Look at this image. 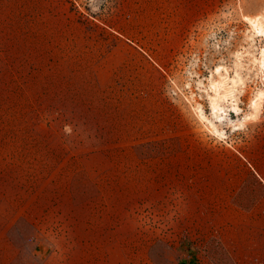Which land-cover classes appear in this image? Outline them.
<instances>
[{
	"label": "rangeland",
	"instance_id": "obj_1",
	"mask_svg": "<svg viewBox=\"0 0 264 264\" xmlns=\"http://www.w3.org/2000/svg\"><path fill=\"white\" fill-rule=\"evenodd\" d=\"M263 9L264 0H0V181L31 180L39 195L33 245L14 264H40L43 245L91 222L166 259L164 243L179 239L200 193L243 177V156L264 160V97L238 128L207 103L223 64L245 81L229 116L250 111L264 36L246 15Z\"/></svg>",
	"mask_w": 264,
	"mask_h": 264
},
{
	"label": "crops",
	"instance_id": "obj_2",
	"mask_svg": "<svg viewBox=\"0 0 264 264\" xmlns=\"http://www.w3.org/2000/svg\"><path fill=\"white\" fill-rule=\"evenodd\" d=\"M243 157V177L226 181L211 197L201 192L186 210L179 239L164 243L170 249L166 259L151 255L149 244L131 247L124 233L115 239L111 224L79 222L72 240L43 245L40 264H264V160ZM17 180L0 181V264L17 263L33 245V207L39 195L31 180ZM177 232L168 230L171 236Z\"/></svg>",
	"mask_w": 264,
	"mask_h": 264
},
{
	"label": "bare ground",
	"instance_id": "obj_3",
	"mask_svg": "<svg viewBox=\"0 0 264 264\" xmlns=\"http://www.w3.org/2000/svg\"><path fill=\"white\" fill-rule=\"evenodd\" d=\"M246 19L249 21L248 23L251 24V27L253 29V33L255 32V33H258L259 35L264 36V13H258L255 15H246ZM241 57H243L242 53L236 54V60H237V66L238 67L242 66ZM253 57H254L253 58L254 65L257 67L258 70H260L264 74V44L259 48L258 54L253 55ZM252 63H253V61H252ZM222 66H223V64H222ZM222 66L217 65L215 68V73L217 74V76L215 78H213V77L210 78V84H209L210 88L209 87L208 88L211 90L208 92L209 102H207V103H209L212 116L216 118V121L221 122V120H223V122L225 121L226 125L228 124L230 127L238 128V126L243 125L244 121L247 118H249V117H252V118L255 117L256 118V115L259 112L261 102H262L263 97H264V79H263V83L261 84L262 86L256 91V95L254 94L255 98L251 102L250 111L247 113L244 112L243 118H239L238 121H234L233 118H231L229 116V113H230V111H233L237 114L240 113L239 112L240 106L238 104V97H239L238 94H239V92H241L242 87L245 84V81H244V77L242 75V72H241V70H239V68H236L235 70L233 69L234 72L231 75L228 73V69L226 67H222ZM210 73H211V71H210ZM244 90H243V92H244ZM192 99H193V97H192ZM197 113H198V111H197ZM195 114H196V111H195ZM199 115H200V117L209 121L210 130H212L213 132H215L216 134L221 136V139H223L222 137H226V132H227V130L225 129L226 126L225 127L224 126L223 127L218 126V124H216L214 122V120H212L211 118H208L204 114V111L201 107H199Z\"/></svg>",
	"mask_w": 264,
	"mask_h": 264
}]
</instances>
